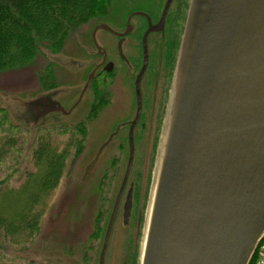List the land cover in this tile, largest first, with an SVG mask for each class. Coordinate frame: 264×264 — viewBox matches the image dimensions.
Wrapping results in <instances>:
<instances>
[{"label": "water", "instance_id": "water-1", "mask_svg": "<svg viewBox=\"0 0 264 264\" xmlns=\"http://www.w3.org/2000/svg\"><path fill=\"white\" fill-rule=\"evenodd\" d=\"M61 92H0V108L33 131L72 114ZM160 138L138 264H248L264 232V0L189 1Z\"/></svg>", "mask_w": 264, "mask_h": 264}, {"label": "rangeland", "instance_id": "rangeland-1", "mask_svg": "<svg viewBox=\"0 0 264 264\" xmlns=\"http://www.w3.org/2000/svg\"><path fill=\"white\" fill-rule=\"evenodd\" d=\"M161 2L162 0H100L92 10L90 20L73 29L57 49L43 46L39 55L28 65L0 71V92L25 98L57 89L64 90L57 97L66 109L79 99L71 115L50 114L58 117L59 121L48 119L47 125L39 126L33 131L16 123L5 109L0 108V189L17 190L29 187L25 185L30 178L29 175L36 170H43L36 167L33 155L38 143L41 142V137L50 141L57 150L66 149L63 152L66 160L62 158L57 160L58 162H52L54 164L52 170L55 172L53 184L39 203L42 215L37 230L29 240L19 243H15L10 234L0 235V264H99L111 214L113 222L103 264H128V252L131 250L130 242L133 241V237L137 241L134 264H138L150 191L153 187L155 159L160 145L171 83L155 143V152L150 163V157L144 158L143 154L145 134L151 126L147 127L148 122L145 120L143 141L140 140L138 143V157L129 170L126 182L127 184L133 182L136 186L139 184V208L137 217L134 214L136 219L131 218L130 224L124 227L116 210L120 203L118 198L127 168L128 150L122 157L115 156L112 159L114 155L110 157L108 147L113 144L114 137L123 136L126 125L122 130L120 127L134 114L131 86L128 81L130 74L128 70L126 73L128 78L125 72L120 70L108 76L102 74L99 81H103L105 77L108 81L98 82L97 87L99 91L100 88L103 89L104 93L98 92L96 105L88 113V108L91 107L86 99L87 88L84 92L82 88L85 84L84 73L91 62L85 52L87 48L92 50L96 48L92 37L91 40L85 41L84 35L90 34L100 23H108L109 26L122 29L129 12L149 9L155 5L160 7ZM94 35L96 42L106 51L111 45L106 37L110 36L100 29ZM125 47L131 57L138 55L135 48ZM74 60L76 64L71 63ZM148 115L149 110L146 119L149 118ZM78 122L82 124L76 125ZM116 123L118 125L115 127ZM143 126L144 124L139 127V131ZM137 129L138 126L135 129V138ZM149 136L150 140L146 139V142L150 144V132ZM47 153L49 154V150ZM11 195V192L0 195V207L4 210L12 201ZM7 214L10 217L16 216L11 211ZM263 253L264 240L259 245L252 264H261L264 261V257L261 256Z\"/></svg>", "mask_w": 264, "mask_h": 264}, {"label": "flooded vegetation", "instance_id": "flooded-vegetation-1", "mask_svg": "<svg viewBox=\"0 0 264 264\" xmlns=\"http://www.w3.org/2000/svg\"><path fill=\"white\" fill-rule=\"evenodd\" d=\"M187 4L188 0H162L160 7L155 5L149 9H136L129 12L124 20V28L122 29L109 26L108 23H100L109 26L110 29L97 28L100 25L98 24L92 29L90 34L84 35L85 41L91 40L92 37V42L96 48L94 50L87 48L85 52V55L88 56L91 62L90 67L88 66L84 73L85 82L90 76L86 98L89 101V107H91L90 109L88 108V113L96 105L98 92L104 93L103 89L100 88L99 91L97 87L98 82L104 83L108 81L106 77L103 81H99L102 74L108 76L119 70L124 71L125 76H127V70L128 74H130L129 78L128 76L127 78L131 86L134 114L131 118L125 120L124 125L120 127V130H122L126 125L123 136L121 138L114 137L118 133L112 135L114 137L113 144L111 147H108L110 157L114 155L112 159L115 156L122 157L127 150L129 158L131 153L130 127L132 126L131 136L133 145L129 170L133 167L135 159L138 157L137 148L139 141L143 139L142 136L144 137L145 120L148 122L147 127L151 126L145 134V151L143 154L144 158L150 157L149 163L152 161L172 79L175 57L182 35ZM109 23L112 24L110 21ZM95 29L96 31L98 29L103 30L110 36V38L106 37L111 43L106 51L96 42L95 33L93 34ZM118 46H120V51ZM125 46H131L135 50H138V55L131 57L132 55L128 53ZM103 86L105 87L106 84ZM148 110L149 118L146 119ZM69 123L73 124L74 122ZM81 124L78 122L76 125ZM143 124L145 127L143 126L139 131V127ZM117 125L118 123L115 124V127ZM137 126V137L135 138ZM149 132L151 134L150 144L146 142V139L147 141L150 140ZM128 175L124 184H122L121 193L118 198L120 203L116 210L120 222L124 227L130 224L134 214L137 217L140 202L139 184L137 186L133 182L127 184ZM127 200L129 201L128 210H126ZM132 240L130 242L131 250L128 252V264H134L135 262V242L137 241L135 237Z\"/></svg>", "mask_w": 264, "mask_h": 264}, {"label": "trees", "instance_id": "trees-1", "mask_svg": "<svg viewBox=\"0 0 264 264\" xmlns=\"http://www.w3.org/2000/svg\"><path fill=\"white\" fill-rule=\"evenodd\" d=\"M99 1L0 0V71L28 65L43 46L57 49L73 29L90 20ZM65 150H57L41 137L33 155L36 167L43 170L29 175L25 184L29 187L0 189V195L12 194L8 208L0 207V235L10 234L15 243L25 242L34 235L42 215L39 203L53 184L52 162L64 158ZM10 211L16 216L10 217L7 214Z\"/></svg>", "mask_w": 264, "mask_h": 264}, {"label": "built area", "instance_id": "built-area-1", "mask_svg": "<svg viewBox=\"0 0 264 264\" xmlns=\"http://www.w3.org/2000/svg\"><path fill=\"white\" fill-rule=\"evenodd\" d=\"M261 256H263V257H264V253H263ZM261 264H264V261H262V262H261Z\"/></svg>", "mask_w": 264, "mask_h": 264}, {"label": "bare ground", "instance_id": "bare-ground-1", "mask_svg": "<svg viewBox=\"0 0 264 264\" xmlns=\"http://www.w3.org/2000/svg\"><path fill=\"white\" fill-rule=\"evenodd\" d=\"M151 209V208H150Z\"/></svg>", "mask_w": 264, "mask_h": 264}]
</instances>
